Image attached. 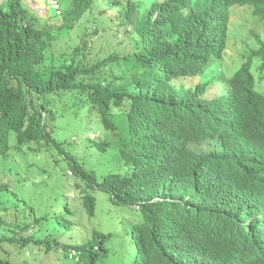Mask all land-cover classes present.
I'll list each match as a JSON object with an SVG mask.
<instances>
[{
  "label": "trees",
  "instance_id": "16d2710c",
  "mask_svg": "<svg viewBox=\"0 0 264 264\" xmlns=\"http://www.w3.org/2000/svg\"><path fill=\"white\" fill-rule=\"evenodd\" d=\"M54 1L61 13L46 18L23 0L0 4V161L6 160L13 139L18 147L57 150L93 190L137 208L131 264H234V249L247 242L228 235H236L242 210L253 201L246 198V188L238 192L236 182L245 169L264 161V38L255 34L256 46H248L236 71L225 73L221 64L229 47L233 8L250 5L264 16V0H102L120 25L134 32L132 52L91 63L87 41L75 49L69 64L58 60L52 47L93 10L95 0ZM217 63L218 74L202 79ZM194 79L200 80L195 87L181 83ZM214 84L218 87L212 97ZM70 115L72 134L93 120L112 133L95 147L123 164L103 182L57 139L55 126L64 119L70 125ZM217 137L223 138L224 149L203 156L204 164L191 144ZM225 157L231 163L221 162ZM179 170L186 176L173 198L161 185L168 173L177 176ZM255 177L261 185L264 174ZM14 183L0 182V225L13 216L24 235L2 237L0 243H7L16 259L40 245L47 252L57 248L54 232L41 237L39 226L78 234L79 224L67 211L28 218L34 205L24 189L18 190L24 183ZM95 205L93 195L84 197L89 218L95 216ZM82 239L63 245L61 259L106 264L111 236L95 231ZM0 264L20 263L0 253Z\"/></svg>",
  "mask_w": 264,
  "mask_h": 264
},
{
  "label": "rangeland",
  "instance_id": "374dc122",
  "mask_svg": "<svg viewBox=\"0 0 264 264\" xmlns=\"http://www.w3.org/2000/svg\"><path fill=\"white\" fill-rule=\"evenodd\" d=\"M4 1L6 0H0V4ZM23 1L43 18L61 13L60 4H56L54 0ZM102 3V0H95L93 10L85 15L82 22L72 32L63 33L54 43L52 51L62 63L69 64L75 57V49L87 41L90 48L88 61L91 63H97L110 57H123L132 52L131 43L136 38L134 32L124 25H119L115 11L108 10L106 4ZM239 9L236 7L233 10L235 20L230 31V43L221 64V70L228 74L236 71L242 65V56L247 52L248 46H256L255 34L264 38V19L255 18L247 9ZM126 29L129 31V37L125 33ZM79 57L83 58V54L81 53ZM107 66H110V63ZM108 68L106 67V70ZM218 72L219 63L213 64L210 73L204 75L202 79L205 80L208 76L213 77ZM181 83L190 88L197 86L200 80H183ZM217 87V84H214L213 89L210 88V96L213 97V90L216 91ZM68 118L70 125L68 119H64L55 126L57 139L68 144L76 160L82 162L85 169L98 175V180L103 182V178L109 171L113 170L116 165L123 164L121 158L113 160L107 154L98 152L95 147L96 143L105 141L108 137L111 138V131L105 129L100 121L93 120L90 125L85 121L84 124L77 126L75 133L72 134L71 124L72 121L75 123L74 116L70 115ZM221 146L222 139L217 138L194 148L196 152L212 153L220 150ZM46 149L48 148L38 145L18 147L13 139L12 149L6 160L0 161L2 162L0 164V182L7 184L11 182L14 185H16L15 181L18 184L24 183V186L18 190L26 191L28 200L35 208L28 218H41L61 213L67 215L68 212L74 217L75 222L73 221V223L76 226L79 224L80 231L78 234H72L69 230H63L59 226H55L52 231L49 226L47 228L42 225L39 226L41 237L54 232L58 238V244L55 246L57 248L54 251L47 252L46 248L40 245L32 252H27L24 256L20 255L21 259H16L9 245L0 243V253L20 264H31L23 257L35 260L37 264H75L72 261L61 259L62 251L59 249L63 245H71V239L74 243L83 242L82 238L97 230L103 234L111 235V240L107 243V247L111 250V256L105 263L131 264L132 250L134 249L131 229L138 214L131 207L114 204L104 192L90 189L94 186L86 183L84 178L79 177L71 170L59 151ZM66 149L68 150L67 146H65ZM87 194L96 198L94 218H89L84 210L83 200ZM67 209L69 211L72 209V213ZM67 219H69L68 216ZM5 220L8 224L0 225V238L6 236L21 238L24 235L16 228L18 224L13 216H9ZM37 228L36 225L32 229L37 230Z\"/></svg>",
  "mask_w": 264,
  "mask_h": 264
},
{
  "label": "clouds",
  "instance_id": "9594fccd",
  "mask_svg": "<svg viewBox=\"0 0 264 264\" xmlns=\"http://www.w3.org/2000/svg\"><path fill=\"white\" fill-rule=\"evenodd\" d=\"M147 1V0H146ZM166 0H159V3H164ZM239 7L240 9H247L251 12V14L257 18L262 20L264 19V16H258L254 12V8L250 5H237L233 8V10ZM239 9V10H240ZM232 10V16H231V21L229 23V29L230 31L233 28V23L235 20V15L233 14ZM121 22V21H120ZM119 22V25H120ZM229 31V32H230ZM229 43H230V35H229ZM229 46V44H228ZM172 115V114H171ZM173 116V115H172ZM220 138L222 139V146L221 149L216 151V152H196V149L194 148L195 146L198 145H203L213 139ZM217 138H212L209 139L201 144H191L192 146L190 147V150L194 152L195 154H198V159L201 160L202 162L204 161L203 156L207 155H213L217 152H222L224 149V140L222 137H217ZM12 146V142H11ZM197 159V160H198ZM221 162L225 163H231V159L229 157L221 158ZM204 164L206 162H203ZM263 173L264 174V161L259 162L254 168L250 169H245L242 172V176L238 178L236 184H238V192H241L240 190L243 189L245 191L246 188V198H252L253 201L251 204H247L243 210H242V215L238 219V223L236 224L235 228L237 230L236 235L232 234L231 236L228 235V237L232 239H241L243 241H246V244H238V248L234 249V251H237V258L234 264H264V178L262 180L261 185H258L256 182V177L255 175L257 173ZM92 173V172H91ZM96 175V174H94ZM171 176H173L171 178ZM178 176H180L181 180H177ZM185 172L183 170H179L177 172V176L171 175L170 173L167 174L163 184L161 185L162 187L166 188L169 190L171 193L172 197L175 198L179 195V187L181 185V181L185 178ZM173 179V180H170ZM87 183V180H85ZM230 185V190L236 195L235 187L231 184ZM89 187V185H87ZM90 188V187H89ZM92 189V188H90ZM251 193V194H250ZM106 194V193H105ZM111 201L114 203L116 202L114 198L107 194ZM89 196V194L85 195ZM84 201V200H83ZM155 201H160V199H156ZM116 204V203H114ZM120 205V204H117ZM96 209V205H95ZM133 208L135 213L138 214V209ZM139 218V215L137 218L133 221L134 222ZM97 231V230H95ZM94 231V232H95ZM239 231V233H238ZM131 234H132V229H131ZM106 235V234H105ZM111 236V235H109ZM131 240H133L131 238ZM252 241V242H251ZM251 242V243H250ZM134 243V242H133ZM236 247V246H234ZM132 256H133V250H132Z\"/></svg>",
  "mask_w": 264,
  "mask_h": 264
}]
</instances>
